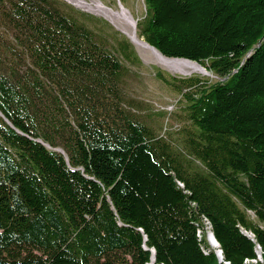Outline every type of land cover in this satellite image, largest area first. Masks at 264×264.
<instances>
[{
	"label": "trees",
	"instance_id": "16d2710c",
	"mask_svg": "<svg viewBox=\"0 0 264 264\" xmlns=\"http://www.w3.org/2000/svg\"><path fill=\"white\" fill-rule=\"evenodd\" d=\"M144 4L147 43L218 77L155 72L178 146L136 114L126 39L65 1L0 0V264H264V0Z\"/></svg>",
	"mask_w": 264,
	"mask_h": 264
},
{
	"label": "rangeland",
	"instance_id": "374dc122",
	"mask_svg": "<svg viewBox=\"0 0 264 264\" xmlns=\"http://www.w3.org/2000/svg\"><path fill=\"white\" fill-rule=\"evenodd\" d=\"M65 1V0H61ZM90 2L91 0H86ZM103 5L111 8L114 11L119 10L118 2L121 3L132 15L133 19L138 21L141 20L145 14L144 0H99ZM67 2V1H65ZM68 3V2H67ZM84 11V10H83ZM86 12V11H84ZM94 17L102 20L103 22L87 21L85 23L91 27L94 31L101 34L103 37V43L110 47L114 39H126L134 54L139 59V64H133L131 61L122 58V64L128 69V76L125 79V88L128 95L138 99L141 104L136 114L140 120L150 126L157 135L166 136V138L173 141V144L178 146L182 138L183 131L188 127V122L184 119L180 104L178 103L179 94L155 77L157 70L163 72V74L169 76H189L173 74L160 67L147 64L143 61L141 56L138 54L135 46L129 41V38L114 27L109 21L104 19L102 16L86 12ZM83 20V19H82ZM137 32V27H136ZM11 32L7 30L3 24V20L0 15V45L4 39L12 38L9 35ZM138 34V33H137ZM139 35V34H138ZM140 36V35H139ZM141 37V36H140ZM143 38V37H142ZM0 52L2 49L0 47ZM199 74V73H193ZM191 74V75H193ZM210 75H202L209 78L210 82L218 79L217 76L209 73ZM250 214V213H249ZM252 216V214H251Z\"/></svg>",
	"mask_w": 264,
	"mask_h": 264
},
{
	"label": "bare ground",
	"instance_id": "6f19581e",
	"mask_svg": "<svg viewBox=\"0 0 264 264\" xmlns=\"http://www.w3.org/2000/svg\"><path fill=\"white\" fill-rule=\"evenodd\" d=\"M67 1L83 9L96 13L109 21L114 27H116L129 38L145 63L156 65L161 69L173 74L191 75L193 73H199L203 75H209L204 66L197 62L165 57L149 47L145 43L144 39L137 34L133 20L126 12L119 10L114 11L111 8L103 5L98 0H91L90 2H87L86 0ZM148 264H153V261L150 260Z\"/></svg>",
	"mask_w": 264,
	"mask_h": 264
},
{
	"label": "water",
	"instance_id": "95a60500",
	"mask_svg": "<svg viewBox=\"0 0 264 264\" xmlns=\"http://www.w3.org/2000/svg\"><path fill=\"white\" fill-rule=\"evenodd\" d=\"M65 1H67V0H65ZM98 1H99V0H98ZM67 2L70 3V4H72L73 6H75V7L79 8V9H81V10H84V11H86V12H91V11H88V10H86V9H83V8L77 6V5H75V4H73V3L69 2V1H67ZM117 5H118V8H119V11H124V12H126V13L128 14V16L133 20L134 27H136V23H137V21L133 19L132 15L129 13V11H128V10H127V9L121 4V3H119V2H118ZM91 13H93V12H91ZM129 41H130V40H129ZM144 41H145V40H144ZM145 43H146L149 47H151L152 49H154L155 51H157L158 53L162 54V53L159 52L154 46L150 45V44L147 43L146 41H145ZM162 55H163V54H162ZM170 58H173V59L189 60V59H186V58H176V57H170ZM189 61H190V60H189ZM208 73H210V72L208 71ZM209 75H210V74H209ZM47 147H48V146H47ZM55 150L63 153V151H62L60 148H55ZM207 239H208V241H209V244H210L212 247L215 248V252H216V255H217V257H218L219 262H223L222 254H221V249L219 248V244H218V242L216 241V239H215V237H214V235H213V233H212L211 231H208V232H207ZM151 252H152L151 260H152L153 262H155L154 251H153V249L151 250ZM223 263H224V264H229L228 262H223Z\"/></svg>",
	"mask_w": 264,
	"mask_h": 264
}]
</instances>
